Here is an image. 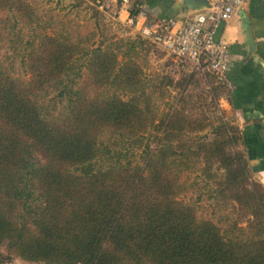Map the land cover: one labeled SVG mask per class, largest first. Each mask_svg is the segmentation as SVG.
<instances>
[{
    "label": "trees",
    "instance_id": "16d2710c",
    "mask_svg": "<svg viewBox=\"0 0 264 264\" xmlns=\"http://www.w3.org/2000/svg\"><path fill=\"white\" fill-rule=\"evenodd\" d=\"M0 11L39 26L27 0H0ZM72 35L46 32L38 44L27 41V84L0 65V246L7 240L9 247L0 264L15 257L38 264H264V195L251 181L239 127L220 109L217 125L185 113L184 90L157 119L138 64H119L111 45L88 46ZM80 61L95 94L86 84L72 87L64 114L47 115L41 99L65 81L75 84ZM208 78L220 98L225 87ZM117 90L129 91L128 99ZM210 126L209 141L189 139ZM150 132L154 148L144 143ZM105 138L126 147L115 144L120 149L108 150L107 163L96 168ZM136 148L145 154L141 165L124 161ZM189 155L197 162L205 155L209 168L218 162L226 181L213 195L231 190L245 203L253 216L248 228L231 235L178 199L179 174L192 169Z\"/></svg>",
    "mask_w": 264,
    "mask_h": 264
},
{
    "label": "rangeland",
    "instance_id": "374dc122",
    "mask_svg": "<svg viewBox=\"0 0 264 264\" xmlns=\"http://www.w3.org/2000/svg\"><path fill=\"white\" fill-rule=\"evenodd\" d=\"M27 1L40 19L38 27L24 26L17 21L12 11H0V65L14 79L25 84L31 80V73L25 65L28 40L34 38V44H38L40 35L46 32H71L74 40L81 38L84 41L87 40L88 46L96 47L100 42L111 45L118 55L119 64L134 62L141 67V76L148 85L147 93L151 94V102L157 119L160 120L171 110V107L177 105L180 94L184 90L187 95L183 99L185 102H182L180 106H184L185 113L199 118L202 115H207L214 125L218 124L216 118L221 113L218 103L220 98H217L209 90L208 85L211 80L208 77L193 76L192 79L188 78L189 75L174 57L169 56L157 45L143 40L136 32L101 11L97 4L86 0ZM132 44L136 45L134 51L129 50ZM82 63L80 61L81 70L79 76L75 77V84L65 81L63 86L60 85L58 89H50L49 93L41 99L47 115L58 117L64 114L63 107L70 97L72 87L76 89L77 85L84 86L86 84L90 86L86 93L91 96L95 94L92 83H88L90 77L87 67H85L86 65L82 66ZM186 78L190 80L184 81ZM117 93L124 99H128L130 95L129 91L125 90H117ZM211 126L202 132L191 135L189 139L193 140V137L198 136L209 141L208 139L212 136ZM153 135V132H150L145 134L144 138L145 145L150 148L156 147L157 144ZM189 139L185 137L183 140L187 146L191 144ZM105 140L101 145V155L96 163V168L107 163L106 161L110 156L107 153L108 150L120 149V147L114 149L115 144L126 147L123 143L116 142L117 139L105 138ZM237 149L242 151L240 146ZM144 156L143 148H136L134 153L130 151L124 161L141 165ZM189 157L192 169L179 174L182 190L179 192L178 199L184 204L191 205L200 219L214 222L231 235L239 233L236 232L237 228L243 230L248 228L253 216L245 203L232 199L231 190H227L224 196L219 195L218 198L213 195V192L220 187L218 183L226 181L224 172L216 169L218 162L211 163L209 168L211 161L205 155L199 157L198 162L197 157L192 155ZM177 170L174 169V171ZM206 172L212 174L208 175ZM213 174H215L214 177ZM251 181L260 184L261 188L264 189V184L253 174ZM261 188L258 189L264 195ZM249 189H252L251 185ZM0 251L9 253L7 240L1 244Z\"/></svg>",
    "mask_w": 264,
    "mask_h": 264
},
{
    "label": "crops",
    "instance_id": "0c3cea01",
    "mask_svg": "<svg viewBox=\"0 0 264 264\" xmlns=\"http://www.w3.org/2000/svg\"><path fill=\"white\" fill-rule=\"evenodd\" d=\"M86 1L108 6L107 14L124 25L127 13L121 0ZM188 1L131 0V3L141 5L155 19H170L184 18L195 11L188 7ZM249 33L253 36V45H250ZM218 36L227 41L234 57L228 74L229 86L220 96L219 106L227 120L239 127L253 175L264 184V0H248L221 26ZM7 264L38 263L15 257Z\"/></svg>",
    "mask_w": 264,
    "mask_h": 264
},
{
    "label": "built area",
    "instance_id": "2783aa9c",
    "mask_svg": "<svg viewBox=\"0 0 264 264\" xmlns=\"http://www.w3.org/2000/svg\"><path fill=\"white\" fill-rule=\"evenodd\" d=\"M247 2L210 0L207 7L195 10L187 17L155 19L141 5H133L131 0H121L123 11L127 13L123 22L126 27L174 57L188 75L212 77L224 87L229 86L228 74L233 67L234 57L227 41L218 36V31ZM97 7L106 14L109 11L108 6Z\"/></svg>",
    "mask_w": 264,
    "mask_h": 264
},
{
    "label": "water",
    "instance_id": "95a60500",
    "mask_svg": "<svg viewBox=\"0 0 264 264\" xmlns=\"http://www.w3.org/2000/svg\"><path fill=\"white\" fill-rule=\"evenodd\" d=\"M187 4L189 8L194 10H201L209 5L207 0H189ZM249 42L250 45H253V36L250 33H249Z\"/></svg>",
    "mask_w": 264,
    "mask_h": 264
}]
</instances>
